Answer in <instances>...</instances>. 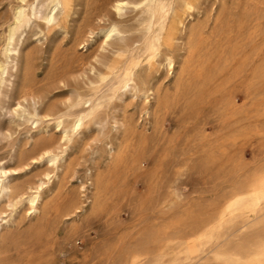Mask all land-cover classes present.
<instances>
[{"label":"rangeland","instance_id":"374dc122","mask_svg":"<svg viewBox=\"0 0 264 264\" xmlns=\"http://www.w3.org/2000/svg\"><path fill=\"white\" fill-rule=\"evenodd\" d=\"M74 1L71 16L62 18L46 39L38 34L37 41L30 34L21 43L22 51L33 56L28 87L44 94L46 104L62 105L83 92L80 66L100 44L95 34L84 35L83 42L74 39L107 0ZM16 2L0 0V60ZM198 21L206 23L202 42H179L173 68L158 57L150 60L157 92L144 100L127 91L109 104L104 128L90 124L79 130L65 157L73 170L51 178L36 214L29 213L25 202L11 209L2 200L0 264H123L122 255L152 227L171 231L166 262L177 258L176 264H184L179 252L183 246L192 250L189 264H224V257L238 252L243 263L252 257L264 242V199L246 228L229 221L222 208L264 170V0H205ZM98 25L94 19L95 32ZM15 101L0 97V164L7 167L18 165L19 151L44 146L47 139L55 145L59 135L49 117L35 127L12 116L8 110ZM121 116L130 118L128 129L114 122ZM110 142L120 143L116 159L108 156ZM50 163H31L10 177L15 183L34 184L52 169ZM89 168L103 176L98 203ZM70 208L77 211L66 218L62 214ZM223 214L227 220L220 225ZM210 227L215 230L208 240ZM154 258L153 253L146 255L143 264H157Z\"/></svg>","mask_w":264,"mask_h":264},{"label":"bare ground","instance_id":"6f19581e","mask_svg":"<svg viewBox=\"0 0 264 264\" xmlns=\"http://www.w3.org/2000/svg\"><path fill=\"white\" fill-rule=\"evenodd\" d=\"M16 1L7 24L5 44L2 49V59L0 60V97L16 100L14 106L8 111L22 122H30L37 127L43 118L49 117L53 119L59 135L55 145H52V139H47L44 141V146L42 143H37L29 151H19L17 157L18 165L16 164L15 167H7L4 164H0V204L5 199L7 205L13 209L18 203L25 202L29 213L36 214L39 211L42 191L51 178H59L60 175L68 176L73 170V167L66 161L65 157L68 147H70L69 145L74 142L75 136L80 132L79 130L90 124H99L104 128L110 117L108 114L109 104L117 96L127 91L132 92L135 96H141L144 100L150 94L157 92V88L153 84L154 76L150 70L151 59L158 57L160 62L171 69L180 55L178 51L181 48V44L179 42H189L190 44L202 42L206 23L198 21V13L205 0L105 1L103 8L99 10L94 18L99 24L98 30L95 32L92 27L94 19H89L84 25L79 26L80 28L75 34V42H83L86 34H95L100 36V44L92 59L82 63V65L80 64L79 75L85 78V80L83 79V92H77L73 99L64 102L62 105L57 102L46 104L44 94L35 93L28 87L34 74L33 56L29 51H22L21 43L26 41L30 34L36 35L37 41H41L38 34H42L43 38L46 39L49 32L61 23L62 18L64 19L70 15L73 7L75 9L76 6H73L75 1ZM128 9L131 15L127 14ZM145 59L149 62H145ZM74 108H77L76 111H73ZM144 112H148L147 108H145ZM114 122L119 124L120 127L128 129L131 120L121 116L119 118L115 117ZM107 152L109 158H118L121 154L120 143L117 145L110 142ZM42 160L51 162L50 164L53 167L50 171L44 173L43 178H38L34 184L15 183L11 179L10 176L13 173L28 167L31 163ZM88 178H90V184L95 187L94 202L98 203L102 196L103 176L99 173L94 174L92 168H89ZM247 182L246 188L235 191L228 202L226 201L227 203L223 205L225 206L224 209L222 208V211L228 212L229 221L241 222L244 227L256 217L257 212L261 208V200L264 199V170ZM76 211L70 208L62 215L70 218ZM223 216L224 214L220 225L227 220ZM209 218L211 219V217ZM205 219L208 220V218ZM5 222H8V220L6 219ZM194 225L197 226L196 222ZM252 229H255V227ZM214 230L215 227L206 228L205 238L208 237V240L212 238ZM170 232L168 227L164 229L153 227L147 229L142 233L143 237L138 244L122 255L123 264H143L146 255L151 253H153L154 259L158 261L157 264H176L178 262L177 258L169 262H166L165 259L173 245V238ZM195 232L193 231V233ZM197 241H199V244L201 243L200 240ZM0 243H3L1 230ZM210 243L208 241L207 245ZM191 245L192 243H190ZM191 248L193 247L191 246ZM210 248L213 250L212 246L210 247L209 245ZM191 251L188 246H183L180 249L179 252L183 255L184 264H189L188 259L193 257L191 256L192 254L190 255ZM209 251L211 252V250ZM251 255V258L247 256L249 259L244 263L242 260L244 255L242 256L239 252L236 255L234 254V258L224 257V261L228 264H264V242L258 244ZM204 256L201 260H204ZM219 258H223V255L218 254ZM194 259L196 260V257ZM201 260L199 259V261ZM191 263L194 262L191 261Z\"/></svg>","mask_w":264,"mask_h":264}]
</instances>
